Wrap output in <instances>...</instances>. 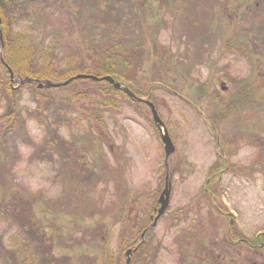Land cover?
Segmentation results:
<instances>
[{"label":"rangeland","instance_id":"obj_1","mask_svg":"<svg viewBox=\"0 0 264 264\" xmlns=\"http://www.w3.org/2000/svg\"><path fill=\"white\" fill-rule=\"evenodd\" d=\"M2 5L14 31L56 69L69 58L84 68L102 52L120 56V66L127 58L137 67L131 92L156 105L176 150L166 167L149 108L120 82L122 94L106 106L103 83L76 79L39 95L26 86L16 128L0 144V175L16 194L14 210H0V264H23L22 245L36 254L31 264H100L101 246L126 261L136 240L147 245L136 264H264V243L246 244L264 234V0ZM247 85L255 103L217 121ZM14 107L0 103V114ZM219 159L226 169L211 185L222 212L204 195ZM166 183L168 208L142 240ZM120 209L125 224L115 220ZM230 226L242 242L228 236Z\"/></svg>","mask_w":264,"mask_h":264},{"label":"trees","instance_id":"obj_2","mask_svg":"<svg viewBox=\"0 0 264 264\" xmlns=\"http://www.w3.org/2000/svg\"><path fill=\"white\" fill-rule=\"evenodd\" d=\"M5 1L6 0H0V16L2 18L0 24V31L2 35V40L0 39V47L2 48L0 55V103H4V102L10 103L11 101L13 104H15V107L11 111L9 109L3 112L2 114H0V144L1 145L6 141L10 132L15 130L16 122L17 120H19L20 115L17 104H18V100H19L18 98L20 92L26 86L32 85L34 87L35 94L39 95L41 93V90L36 88V83L30 81H25L24 83H21L20 81L29 79L35 81H52L55 83H62L69 79H72L73 80L72 82H74L76 79L73 78L77 75H93L99 78L110 76L114 78L115 81L120 82L121 85L127 87L132 91L133 88L131 87V85L133 83L131 81H134L135 78H137V74H136L137 67L128 64L127 58L123 59L124 64L120 66L121 64H118L117 62V60L119 61L122 59L120 56L113 54L110 55L107 54L106 52H102L100 55H97V53L96 55L94 54L91 57V65H86L84 68L82 66H76V65L74 66L73 63L75 61L69 58L68 66L65 69H56L54 63L51 62V58L49 55H47V53H45L42 56L41 55L37 56L34 46L27 43L22 35L19 36L17 32L14 31L13 29V23L15 22L13 20L14 15L13 14L9 15V13L6 12L7 10L2 5V3H4ZM115 58L116 60H113ZM39 62L40 65H42L41 67L38 66ZM2 63H4L5 65L9 66L12 69L14 76L16 77L17 80L16 86L18 87H15V85L13 86L11 85L9 73ZM127 67H128V71H130L129 73L126 70ZM84 80H87L91 83H97L88 78L77 79V81H84ZM103 84L106 85V89L100 87L97 89L98 95L101 98L99 103L101 106L113 105L115 99L113 98L114 97L113 95L122 94V91L121 89H116L113 85L107 82H103ZM249 86L250 85H247L235 99L231 100L230 104L226 107L225 111L221 112L222 114H220V116L216 119L217 121H224L236 109L243 108L251 103L252 104L255 103L254 101L255 99L251 98L250 96L251 92L248 93ZM134 93H136V91H134ZM78 97L80 96L79 95L75 96V98ZM81 97H85V95H81ZM219 163L221 164H215L208 170L209 176L206 181L207 186L205 187L204 195L207 197L210 203H212V205L214 204L219 209L222 210V208H220V205L217 203V198H216L217 194L214 190L215 184L211 185V183L214 182L216 178L221 177L223 171H225L226 169L225 167L226 164L224 162L219 161ZM219 165H221L220 168ZM15 195L16 194L14 192L12 185L9 182L7 183V185L6 183L4 184L3 176L0 175V210L1 208H3V210L8 212L14 210L13 206L16 203ZM116 213L117 211L115 210V216ZM152 214L154 215L153 210L150 212V215ZM125 216L126 215L124 209H120L119 216L118 218L116 216L115 220H118L121 224H125L126 223V221L124 220L126 219ZM144 229L145 228H143L141 232L139 231V234H141ZM51 231H52L51 233H53L52 235L55 236L56 234L55 231L53 230ZM228 236L232 239V241L242 242L240 241L242 237L241 233L238 232L234 226H230L228 228ZM58 237L59 236L56 235L57 241L59 240ZM139 241L136 240L135 242H133V244L136 246L139 244ZM58 243H60V241H58ZM249 243L255 246L260 245L259 247H262L261 245H263L264 243V234L260 233L254 241L252 242L249 241ZM129 244L130 243L123 242L124 248H127V245ZM146 247L147 245L145 244V241L142 244H140L137 247L136 251L133 253V258L131 259V262L129 264H136V262L138 261L137 256L143 253L142 249ZM249 248L251 249L254 247H249ZM19 251L22 253L20 260L23 261V264H31L29 263V261L32 258H35L36 254L33 253V250L30 248V246L22 245ZM99 251L101 253L99 259L100 264H126L124 254L122 253L123 251L119 252L116 255L111 251V249L102 246L99 248ZM209 261H210L209 258L202 259L203 264H210Z\"/></svg>","mask_w":264,"mask_h":264},{"label":"water","instance_id":"obj_3","mask_svg":"<svg viewBox=\"0 0 264 264\" xmlns=\"http://www.w3.org/2000/svg\"><path fill=\"white\" fill-rule=\"evenodd\" d=\"M0 23H1V17H0ZM0 38H1V34H0ZM8 71L10 73V77L12 79L13 74L10 68H8ZM77 78H89L91 80L94 81H107L108 83L112 84L116 89L121 88L119 83H116L114 81L113 78H111L110 76H106V77H102V78H98L95 76H87V75H77L75 77ZM70 82V80L62 83V84H56V83H52L50 81H46L44 83L42 82H38L37 87L39 89H43V88H56V87H60V86H65ZM123 91L131 98H135L137 99L134 94L132 92H130L127 88H123ZM150 108L151 111V115L153 118V122L155 124V126L158 128L159 132H160V136H161V142L163 143L164 146V152H165V163H167V160L169 158L170 155H172L175 152V146L172 142V139L168 133L167 128L165 127L163 121L161 120V118L159 117V114L157 112V110L155 109L154 105L149 102V101H144ZM170 193H171V188H170V184L166 183L165 184V188L162 191L159 199H158V204H159V208L157 209V215L153 220L152 226L154 227L156 225V223L158 222L159 218L164 214V212L166 211V209L168 208L169 205V201H170ZM144 235V234H143ZM142 235V236H143ZM132 253V251H128L126 252V256L128 257L126 260V264H129L130 262V254Z\"/></svg>","mask_w":264,"mask_h":264},{"label":"flooded vegetation","instance_id":"obj_4","mask_svg":"<svg viewBox=\"0 0 264 264\" xmlns=\"http://www.w3.org/2000/svg\"><path fill=\"white\" fill-rule=\"evenodd\" d=\"M139 103H142V102H139ZM142 104H143V103H142ZM153 211H154V215H151V216H155V215H156L155 208H153ZM151 216H150V219H151Z\"/></svg>","mask_w":264,"mask_h":264}]
</instances>
